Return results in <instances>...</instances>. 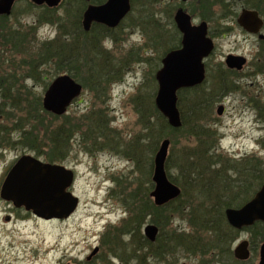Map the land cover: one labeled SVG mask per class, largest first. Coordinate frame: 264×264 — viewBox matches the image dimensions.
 Instances as JSON below:
<instances>
[{"label":"rangeland","instance_id":"374dc122","mask_svg":"<svg viewBox=\"0 0 264 264\" xmlns=\"http://www.w3.org/2000/svg\"><path fill=\"white\" fill-rule=\"evenodd\" d=\"M211 1L213 0H161L154 5L145 4L144 9L142 6L146 0H139L131 16L114 29L111 36L101 35V39L97 40V46H102L107 51L97 49V60L99 63H107L112 71L119 69L118 74L115 73L116 76H112L110 82H102L100 93H96L92 87H85L67 113L58 115L59 117L42 115V119H39L31 115V112H35L33 96L41 95L43 98L47 84L34 77H27L19 83L24 87L18 86L21 90L13 94L20 92V107L12 108L10 104H4L0 109L4 114L0 116V143L11 142L13 147L4 148L5 155L0 156V175L5 165L18 153L14 151L17 144L21 147L19 149L32 150L48 162L63 159L64 164L75 170L73 190L80 197V204L68 219L54 220L48 224L30 223L27 227L21 226L16 232L0 225V264L4 260L25 264L29 254L28 247L40 254L38 262L33 264H46V260L59 264V261H66L69 255L84 257L98 245L102 233L105 234V245L99 264L229 262L228 256L220 250L210 251L205 255H189L179 251L178 257L169 251V245L177 241L174 239L177 234L193 233L196 229L188 215L176 210L179 209L176 205L161 212L155 211V217L152 214L146 215L141 229L133 228V234L126 227L131 220L132 199L150 194L151 201L154 202L151 196L155 187L152 179L154 167L151 171L150 164L152 161L154 163L155 154L165 138L171 139L168 156L170 168H166L167 172L185 182L182 172L184 155L189 147L198 143V139L191 134L187 137L188 134L184 131L162 130V122L154 110L158 90L156 73L166 52L164 41L172 38V33L174 35L171 21L175 9L172 11L171 7L184 3L194 16V23L199 24L205 20L202 18L203 13L206 14L200 6L207 7ZM28 2L21 0L13 11L16 12L19 23L26 27L38 24L39 15L41 24L34 35L40 41H54L59 35L62 37V34L66 39L68 31L71 32L75 27L76 19L73 15L78 0H63L54 12H45L42 8L28 11ZM243 7V4L233 0L225 3L218 1L212 7L213 13H216L207 21L215 47L206 59L207 78L196 93H185L184 111L190 116V106L196 104L197 96L201 97L197 93L212 90L215 102L209 108L199 104L202 106L203 116L198 124L216 130V136H211V140L215 139V145L212 142V148L215 147L213 153L220 154L222 158H231L236 163L251 159V162L262 161L264 164V46H261L258 35L248 33L238 23V14ZM152 14L160 19L161 37L160 40L157 38L158 43L154 42L155 39L150 41L151 35L158 28L149 24L144 29L143 25L144 18L150 20ZM262 15L264 16L263 13ZM12 22H15L13 16ZM74 31L81 44L78 49L84 51L82 43L88 38L80 28ZM91 39L94 40L93 36ZM229 53L245 55L249 61L248 66L240 73H227L223 62ZM257 62H261V69L257 67ZM47 66L50 69L51 64ZM41 68L45 69L46 66ZM23 70L27 71L28 67ZM55 77L48 79V82ZM79 81L83 83L82 80ZM219 104L225 106L222 115L217 112ZM99 124L102 129L98 128ZM57 132L62 134L58 141V138L52 139ZM69 138H74L70 149L66 141ZM47 154L52 157V161L48 160ZM229 175L231 178L242 176L233 170ZM189 187L186 185L187 197H194L195 193ZM256 187L258 190L261 186ZM153 218L161 223L164 243L160 240L148 246L144 239V226L153 222ZM202 237L214 239L212 233L204 232ZM243 239L254 240L252 231L236 232L233 247ZM255 239L256 249L251 259L253 263L258 262L259 246L263 240L260 236ZM46 254L48 258H45Z\"/></svg>","mask_w":264,"mask_h":264},{"label":"trees","instance_id":"16d2710c","mask_svg":"<svg viewBox=\"0 0 264 264\" xmlns=\"http://www.w3.org/2000/svg\"><path fill=\"white\" fill-rule=\"evenodd\" d=\"M94 1L100 3L104 0ZM138 1L139 0H132L131 13L137 8ZM160 1L161 0H146V3L144 2L142 7L144 8L145 4L154 5ZM218 1L225 3L227 0H213L210 2V5H207V7L204 5L200 6V8L206 12V14L203 13V19L208 20L210 19L209 17L215 15L216 12L213 13L212 7H214L215 3ZM233 1L235 3L239 2L243 4L244 7L258 9L264 14V0ZM28 3V11L42 8L45 12H54L56 9V7L37 6L31 1ZM85 5L86 4L83 0H78V6L73 15L76 19L74 20L75 27L71 32L68 31V37L66 36V39H64L62 34V37L59 35L54 41H40L37 39V36H35L36 29L41 24L39 15L37 20L38 24H30L29 27L19 23L16 16L17 14L14 11L10 16L0 15V109L6 104H10L12 108L20 107L22 104V100H20V92L16 95H14V92L21 90L18 88V86H20L19 83L24 81L27 77L39 78L40 81L42 80L47 84V87L49 84L48 79L68 71L75 79L83 81V83H81L84 85V88L92 87L96 90V93H100L99 90L101 91L100 87L102 82L108 83L112 80V76H116L115 73L118 74L117 70L119 69L114 70L116 72L112 71L107 63L103 61L99 63L96 57L98 50L106 51L102 46H97V40L101 38V35L104 37L108 35L110 29L103 25L96 26L91 36L89 34H84V36L88 38L82 43L84 51L78 49L81 44L78 43V37L75 35L76 31L74 30L81 29L80 20ZM171 9L173 10V7H171ZM131 13L129 16H131ZM232 13L235 15L237 14V12ZM12 16L13 18L15 17V22H12ZM150 20L144 18V29L147 28L149 24H154V26L158 28V31H155L151 35L150 41L153 42L155 39L154 42L158 43L157 38L159 37L160 40L161 37L159 34L160 19L152 14ZM172 24L174 35L172 33V38L165 39L164 41L166 44V52L173 48L180 47L181 43L179 37L180 32L176 25L174 23ZM92 36L94 40L91 39ZM89 49L92 50L89 51ZM19 56L21 57L18 60ZM49 64H51V67L50 69H47V65ZM45 66V69L41 68ZM27 67V71L23 70ZM50 74H52V77H50ZM20 87L22 88L24 85L22 84ZM198 87L199 86L185 88L178 93L179 108L181 110L183 121L182 126L179 128L172 127L168 123L167 118L159 111L156 104H154L155 115L157 114L162 122V130L173 132L184 131L188 134L187 137H190L189 134H191V136H196L198 139V143L193 147H189L184 155L182 172L185 182H182L178 176H173L168 173L173 182L181 184V196L163 206H158L152 202L150 194L143 195L141 198L132 199L131 216L129 217L131 220L126 227L139 230L141 229V224L146 215L152 214L155 217V211L157 212L158 210V212H161L171 205H176V208H179L176 210L188 215L192 226L196 228L193 233L181 232L179 233L180 235L177 234L176 238H174L178 243H181L182 252L189 255L199 253L205 255L210 251L220 250L228 256L229 260L236 262L232 255L231 246L232 241L236 238V232L238 231L227 222L225 209L228 207H239L243 205L255 194L254 192L257 190L255 189L257 188L256 186L264 184V164L262 161L259 163L257 161L255 163L251 162V159L246 162L236 163L231 158H222L220 154L216 155L213 153L215 147H212L215 139L212 138L211 140V136H216V130L208 128L206 125L198 124V121L203 116L202 106L199 104L202 103L209 108L215 102V96H213L212 90L208 92L199 91L197 93V95L200 94L201 97L197 96L196 104L194 103L192 107L190 106V116L184 111L186 101L185 93L192 91L196 93ZM33 98L35 112H31V115L34 118L42 119V115L59 117L43 108L41 95H34ZM6 113L8 114V112ZM2 115L4 114L0 112V116ZM100 127L99 124L98 128ZM60 135L62 138V134L57 132L52 139L58 138L56 140L58 141L61 139ZM59 150L62 151L61 148H59ZM40 152L38 153L40 154ZM48 154V160L52 161V157ZM241 164L243 165L240 166ZM150 167L152 171L154 167L153 161L151 162ZM166 168H170L169 157L166 162ZM232 170L240 173L242 176L231 178L229 174ZM186 185L190 186L189 188L195 193L194 197L191 195H189L190 198L187 197ZM135 194H138L137 190H135ZM130 197L133 198L134 196ZM239 199H241V201H239ZM195 200L196 202H194ZM135 211L137 212L135 213ZM152 221L161 227L159 221H156L154 218ZM248 229L252 231L254 235V244L256 240L255 238L259 236L264 240V222L258 221L254 226L248 227ZM161 230L163 231L162 227ZM204 232L212 233L214 239L207 240L202 237ZM153 244L155 243H149L150 246ZM172 245L175 247L174 244ZM201 261L202 263L204 262L202 259Z\"/></svg>","mask_w":264,"mask_h":264},{"label":"water","instance_id":"95a60500","mask_svg":"<svg viewBox=\"0 0 264 264\" xmlns=\"http://www.w3.org/2000/svg\"><path fill=\"white\" fill-rule=\"evenodd\" d=\"M17 1L0 0V15H11ZM61 1L32 0L36 5L49 7H56ZM131 10V0H107L102 4H90L84 14V28L89 30L94 21L116 27ZM175 21L183 34L182 45L166 54L162 67L156 73L158 90L155 104L168 123L179 128L183 121L178 92L204 83L207 75L205 60L213 52L215 44L208 35V22L203 20L194 24L191 14L183 7L176 11ZM237 21L243 29L253 34L259 33L264 25V18L256 9L251 8H243ZM260 37L264 38V34ZM225 62L228 67L241 70L247 58L241 54L229 53ZM82 91L81 82L69 73H61L46 88L42 98L43 108L55 115H63L73 101L80 97ZM224 110V104L217 108L219 115ZM170 145V138L163 139L154 157L152 179L155 187L151 196L158 206H163L182 194V188L170 179L166 169ZM73 182L72 169L25 154L7 174L1 195L18 206L24 205L41 217L66 219L76 212L80 204V197L70 190ZM225 215L229 224L236 229L251 226L257 221L264 222V184L243 205L226 208ZM158 232L159 227L153 223L145 226V234L151 241L156 240ZM249 244L247 239L242 240L235 248L236 257L241 260L248 259L251 256ZM259 252L260 258L256 264H264V241Z\"/></svg>","mask_w":264,"mask_h":264},{"label":"flooded vegetation","instance_id":"af4514ba","mask_svg":"<svg viewBox=\"0 0 264 264\" xmlns=\"http://www.w3.org/2000/svg\"><path fill=\"white\" fill-rule=\"evenodd\" d=\"M21 0H18L17 2H16V4L18 3V2H20ZM28 1H31L32 2V0H28ZM84 2H85V9H84V11H83V14H82V18H81V20H80V26H81V30H82V32H83V34H92L93 33V31H94V28L96 27V26H99V25H103V26H105L106 28H108V29H110V31L108 32L109 34L108 35H106L105 37H109V36H111V34H112V32H113V30L114 29H116V28H118L119 26H121L123 23H124V21L128 18V16L130 15V13H131V11L129 12V14L122 20V22L118 25V26H116V27H108L107 25H105V24H103V23H99V22H92V25H91V28L89 29V30H86L85 28H84V25H83V19H84V14H85V11H86V9H87V7L90 5V4H102V3H104V2H106L107 0H104L103 2H100V3H96L94 0H90V1H85V0H83ZM183 2H186V1H188V0H182ZM131 2H132V0H131ZM181 7H183L186 11H188L187 10V8H186V5L184 4V3H179V4H176L174 7H173V9H175L174 10V12H173V20L171 21V23H174L175 25H176V27H177V29L179 30V28H178V26H177V23H176V21H175V14H176V11L179 9V8H181ZM243 8H250V7H243ZM242 8V9H243ZM251 9H255V8H251ZM258 12H259V14L264 18V16L262 15V13L258 10V9H256ZM173 11V10H172ZM189 12V11H188ZM241 12V11H240ZM190 13V12H189ZM191 14V13H190ZM240 14V13H239ZM239 14H238V16H239ZM191 16H192V21H193V23H194V16L191 14ZM203 21V20H202ZM205 21H207V20H205ZM208 22V21H207ZM194 24H196V23H194ZM173 25V24H172ZM165 29V28H164ZM263 29H264V25H263V27L261 28V30H260V32L259 33H257V34H255V35H258V37H259V39L261 40V46L263 47L264 46V38H261L260 37V35L261 34H264L263 33ZM245 30V29H244ZM165 31V30H164ZM209 23H208V35L210 36V34H209ZM246 31V30H245ZM179 32H180V34H179V37H180V41H181V43H180V47H181V45H182V39H183V34H182V32L179 30ZM248 32V31H247ZM248 33H250V32H248ZM253 34V33H252ZM211 37V36H210ZM212 38V37H211ZM101 39V38H100ZM213 39V38H212ZM215 44V43H214ZM177 48H179V47H177ZM173 49H176V48H173ZM173 49H171V50H173ZM263 49V48H262ZM171 50H169V51H171ZM169 51H167V52H165V54H164V56L162 57V59H161V61L163 60V58L166 56V54L169 52ZM211 55V54H210ZM209 55V56H210ZM242 55V54H241ZM260 55V54H259ZM245 56V55H244ZM247 58V57H246ZM207 59V58H206ZM226 59V58H225ZM258 59L260 60V58L258 57ZM262 61V60H261ZM248 63H249V61H248V58H247V62L245 63V66L243 67V69H241V70H238V69H235V68H230V67H228V65L226 64V62H225V60H224V62H223V64H224V66L226 67V69H225V71H227V73H229V74H235V73H240V72H242L247 66H248ZM205 64H206V60H205ZM261 64V62H257V67L259 68V69H261L262 68V65H260ZM162 66V65H161ZM206 70H207V64H206ZM207 74H208V70H207ZM73 104V103H72ZM220 105V104H219ZM225 111V110H224ZM18 120V119H17ZM17 120H15V121H17ZM74 140V138L73 139H71L70 140V138H69V140H67L66 139V141H68V148L70 149V144H72V141ZM19 142H20V140H19ZM15 143V141L13 142V144ZM17 143H18V140H17ZM16 148L14 149V151H18V153H16L15 155H14V157H13V159L9 162V163H7L6 165H5V167H4V169H3V171H2V174L0 175V225L2 226V227H4L5 229H11V232H16V231H19L20 230V227L21 226H24V227H27L28 225H30V223H36V224H39V223H41V224H48V223H50V222H52V221H54V220H58V219H55V218H51V219H47V218H44V217H41V216H39V215H37V214H35L32 210H28L24 205H22V206H18L14 201H12V200H7V199H5V198H3L2 197V195H1V190H2V185H3V182H4V180H5V178H6V176H7V174L9 173V171L11 170V168L14 166V164L18 161V159L20 158V157H22L23 155H25V154H28V155H33V156H36V157H39V156H37V154L34 152V151H32V150H27V149H23V150H21V149H19V148H21L18 144L15 146ZM4 148H9V149H13V147H12V144H11V142H8V143H6V142H3V143H0V156H2V155H5V149ZM40 158V157H39ZM65 158V157H64ZM41 159V158H40ZM43 160V159H42ZM43 161H46V160H43ZM60 161V162H59ZM59 161H54V162H51V163H56V164H61V165H64V166H66V167H68V168H70L69 166H68V164L66 165V164H64V161L65 160H61V159H59ZM46 162H48V161H46ZM70 169H72V168H70ZM73 170V169H72ZM74 171V181H75V176H76V173H75V170H73ZM73 184H74V182H73ZM70 190L74 193V190H73V186L70 188ZM226 216V215H225ZM68 219V218H67ZM227 219V218H226ZM228 222V221H227ZM151 223H153V224H155V225H157L158 227H159V232H158V235H157V238H156V240L155 241H151L147 236H146V234H145V226L147 225V224H151ZM151 223H147L145 226H144V239H145V242H146V245H148V246H150L149 245V243L150 242H152V243H155V242H157L158 240L160 241L161 240V242H162V244L164 243V240H163V237H162V235H163V231L161 230V227L158 225V224H156V223H154V222H151ZM229 223V222H228ZM255 224V223H254ZM253 224V225H254ZM32 225V224H31ZM230 225V224H229ZM253 225H251V226H253ZM231 226V225H230ZM251 226H248V227H251ZM248 227H244V228H242V229H236V228H234V229H236L237 231H241V230H249L248 229ZM105 230H107V228L105 229ZM128 230H129V232L131 233V234H133V230H132V228L131 227H129L128 228ZM104 233H106V232H104ZM109 234V233H108ZM123 234V233H122ZM105 234H101L100 235V237H99V240H98V245H96V246H94L93 247V249H92V251L88 254V255H86V256H84V257H81L80 255H76V256H70L69 254H67V256L66 257H68V255H69V258L65 261V260H62V261H59V264H99V258H100V256H101V251H102V248L104 247V242H103V236H104ZM133 236V235H132ZM106 237H104V239H105ZM132 239H133V237H132ZM236 239V238H235ZM235 239L232 241V246H231V251H232V255H233V258L235 259V261L236 262H232L231 260H229V262H225V264H256V263H258V262H255V263H253V262H251V259H252V254H253V251L256 249V246H255V244H254V242H253V240L252 241H250L249 239H247L249 242H250V244H249V248H250V250H251V256L248 258V259H246V260H241V259H239L238 257H236V255H235V248H236V246L242 241V240H240L234 247H233V243H234V241H235ZM243 240H246V239H243ZM264 240H262V242H263ZM262 242H261V244H262ZM132 243L134 244V240H132ZM173 243H171L169 246H170V252L172 253V254H176V256L178 255V252L179 251H182V246H181V243H178V241H175V243H174V245H175V247H173V245H172ZM179 244V245H178ZM261 244H260V246H261ZM260 246H259V250H260ZM27 252L29 253L28 255H27V260L24 262L25 264H33V263H36V262H38V260H39V258H40V254H38V251H36V250H33L32 248H30V247H28V249H27ZM71 253V252H70ZM178 257V256H177ZM44 258V256L42 257V259ZM45 258H48V254H46V256H45ZM259 258H260V252H259ZM258 261H259V259H258ZM15 260L14 261H6V260H4L3 261V263L2 264H15ZM183 263V262H182ZM181 263V264H182ZM46 264H52V262H49V260H46Z\"/></svg>","mask_w":264,"mask_h":264}]
</instances>
